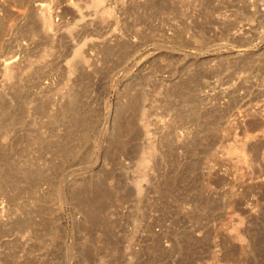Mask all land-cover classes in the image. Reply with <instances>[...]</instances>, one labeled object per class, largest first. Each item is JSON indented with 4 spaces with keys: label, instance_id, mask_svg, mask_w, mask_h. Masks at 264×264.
<instances>
[{
    "label": "rangeland",
    "instance_id": "374dc122",
    "mask_svg": "<svg viewBox=\"0 0 264 264\" xmlns=\"http://www.w3.org/2000/svg\"><path fill=\"white\" fill-rule=\"evenodd\" d=\"M0 264H264V0H0Z\"/></svg>",
    "mask_w": 264,
    "mask_h": 264
},
{
    "label": "bare ground",
    "instance_id": "6f19581e",
    "mask_svg": "<svg viewBox=\"0 0 264 264\" xmlns=\"http://www.w3.org/2000/svg\"><path fill=\"white\" fill-rule=\"evenodd\" d=\"M93 3L95 5H97V6H100L101 3H102V0H93ZM38 6L41 9H44L45 8V5L42 4V3H40ZM3 66H4V70L6 72V75L9 76V77H11L12 76V71H11L12 62L11 61H4L3 62ZM140 163H142V166L145 167L146 164H147V161H146V159L143 158Z\"/></svg>",
    "mask_w": 264,
    "mask_h": 264
}]
</instances>
